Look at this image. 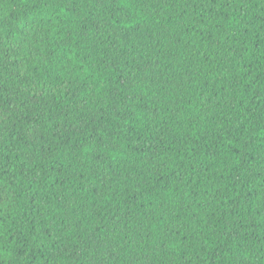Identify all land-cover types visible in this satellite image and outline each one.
Listing matches in <instances>:
<instances>
[{
	"label": "trees",
	"instance_id": "obj_1",
	"mask_svg": "<svg viewBox=\"0 0 264 264\" xmlns=\"http://www.w3.org/2000/svg\"><path fill=\"white\" fill-rule=\"evenodd\" d=\"M0 264H264V0H0Z\"/></svg>",
	"mask_w": 264,
	"mask_h": 264
}]
</instances>
